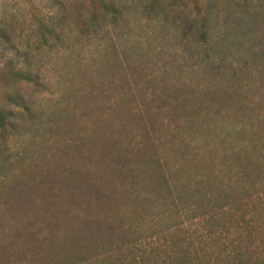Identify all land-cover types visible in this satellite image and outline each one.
Here are the masks:
<instances>
[{
  "label": "rangeland",
  "instance_id": "1",
  "mask_svg": "<svg viewBox=\"0 0 264 264\" xmlns=\"http://www.w3.org/2000/svg\"><path fill=\"white\" fill-rule=\"evenodd\" d=\"M187 1L116 0L120 16L93 29L86 13L74 11L76 0H69L63 3L66 15L59 20V39L48 49L26 43L33 35L22 33L19 48L39 85L0 86V105L13 87L27 104L26 111L14 114L13 129H0V264H42L52 255L55 259L56 241L63 244L74 236L71 226L79 230L77 240L85 235L81 218L90 203L98 202L96 192H113V205L129 203L120 196L134 192L130 173L119 169L118 159L112 161L118 169L103 171L108 164L92 157L97 154L95 142L127 145L132 135L145 136L138 130L142 122L152 137L157 127L172 134L174 108L195 98L201 105L211 101L225 128L239 129L242 115L250 121L264 117V0L246 6L202 0L208 7L204 48L191 42L192 17L182 6ZM58 10V5L52 10L54 23ZM202 51L224 69L222 77L220 71L209 75L187 62L189 54L202 59ZM140 88L145 95L138 93ZM218 88H227L228 95L217 93ZM146 102L151 114L160 107L164 111L157 127L147 122ZM125 117L130 118L123 121ZM231 138L237 143L244 139L240 131ZM231 161L240 172L243 160L227 159ZM173 164L177 160L168 155L167 167ZM225 172L219 173L220 190L232 185L231 191L243 192L238 175L228 178ZM71 208L81 215L71 216Z\"/></svg>",
  "mask_w": 264,
  "mask_h": 264
},
{
  "label": "trees",
  "instance_id": "2",
  "mask_svg": "<svg viewBox=\"0 0 264 264\" xmlns=\"http://www.w3.org/2000/svg\"><path fill=\"white\" fill-rule=\"evenodd\" d=\"M68 1L0 0V86L20 82L39 85L38 76L19 48L22 33L33 35V40L28 38L26 43L31 41L34 46L48 49L59 39V20L66 15L63 3ZM230 1L246 6L252 0ZM76 3L74 11L86 13L93 29L120 16L116 0ZM183 3V11L192 17L188 26L193 36L191 42L204 48L208 7L202 5V0ZM56 5L58 22L54 23L52 10ZM207 51H202V59L189 54L187 62L193 61L211 75L212 70L219 72L221 68L208 60ZM197 57L199 60L195 61ZM244 68L241 72L245 74ZM223 70L219 72L221 77ZM140 89L136 90L145 95ZM216 91L228 95L227 88ZM190 94L193 98L194 93ZM5 99L0 105V129L11 130L14 114L26 111L27 104L16 87L6 92ZM186 103L174 108L175 113L170 115L176 127L172 134L155 125L163 109L151 114L152 106L146 102V119L153 128L157 127L153 130L155 136L144 129L142 122L138 130H144L143 138L132 135L127 145L114 141L108 145L94 143L97 154L93 152L92 157L108 164L103 171L118 169L112 161H121L119 169L130 173L134 192L121 194L129 201L127 205L110 203L113 192H96L98 202L90 203L81 218L85 235L77 240L79 230L71 226L74 236L63 244L56 241L55 259L49 256L42 264H264V117L250 121L242 115L241 127L229 129L219 125L220 112L211 101L205 100L201 105L195 98ZM136 112L140 117L142 111ZM236 131L244 138L241 143L230 139ZM168 155L178 163L172 168L166 165ZM228 158L243 160L240 172L234 170L232 161L227 162ZM223 171L228 178L238 175L236 181L242 184L243 192L231 191L232 185L220 190L223 179L219 173ZM194 173H198L197 177ZM70 213L73 217L81 215L75 208Z\"/></svg>",
  "mask_w": 264,
  "mask_h": 264
}]
</instances>
